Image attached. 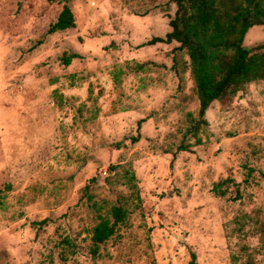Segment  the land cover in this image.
<instances>
[{
	"label": "rangeland",
	"instance_id": "obj_1",
	"mask_svg": "<svg viewBox=\"0 0 264 264\" xmlns=\"http://www.w3.org/2000/svg\"><path fill=\"white\" fill-rule=\"evenodd\" d=\"M60 2L0 0V264H264V81L195 135L185 50L147 44L174 0ZM64 3L75 27L51 34ZM262 43L255 26L243 45ZM120 198L93 256L96 208Z\"/></svg>",
	"mask_w": 264,
	"mask_h": 264
},
{
	"label": "trees",
	"instance_id": "obj_2",
	"mask_svg": "<svg viewBox=\"0 0 264 264\" xmlns=\"http://www.w3.org/2000/svg\"><path fill=\"white\" fill-rule=\"evenodd\" d=\"M174 4V16L168 22L171 30L164 38L155 37L147 44L175 41L179 44L178 49L185 50L199 103L198 121L193 125L196 135L201 124H206L205 112L214 101H229L247 85L264 81V43L251 49L243 45L252 27L264 26V0H174ZM74 27L73 13L64 3L48 32H63ZM73 58L76 55L64 57V64L69 65ZM200 143V139H196V144ZM185 150L186 147L180 148V151ZM125 178L135 200H139L134 175L126 172ZM128 204L126 198H120L115 204H102L96 208V222L90 237L93 256L100 245L124 227ZM188 264H199L195 253L190 254Z\"/></svg>",
	"mask_w": 264,
	"mask_h": 264
}]
</instances>
